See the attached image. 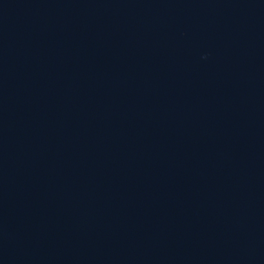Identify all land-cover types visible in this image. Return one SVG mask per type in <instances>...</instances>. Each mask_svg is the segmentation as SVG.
<instances>
[{
  "label": "water",
  "instance_id": "95a60500",
  "mask_svg": "<svg viewBox=\"0 0 264 264\" xmlns=\"http://www.w3.org/2000/svg\"><path fill=\"white\" fill-rule=\"evenodd\" d=\"M0 264H264V0H0Z\"/></svg>",
  "mask_w": 264,
  "mask_h": 264
}]
</instances>
